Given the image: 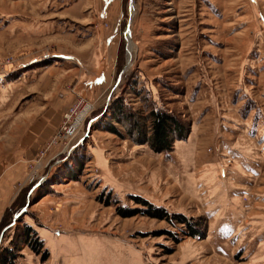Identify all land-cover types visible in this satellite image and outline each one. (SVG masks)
Returning a JSON list of instances; mask_svg holds the SVG:
<instances>
[{
	"label": "rangeland",
	"instance_id": "obj_1",
	"mask_svg": "<svg viewBox=\"0 0 264 264\" xmlns=\"http://www.w3.org/2000/svg\"><path fill=\"white\" fill-rule=\"evenodd\" d=\"M118 101L127 118H113ZM150 107L188 128L167 152L130 137ZM211 163L242 164L244 191L224 181L215 199ZM262 194L264 0H0V251L13 264H264V237L226 233L236 197L251 232Z\"/></svg>",
	"mask_w": 264,
	"mask_h": 264
},
{
	"label": "trees",
	"instance_id": "obj_2",
	"mask_svg": "<svg viewBox=\"0 0 264 264\" xmlns=\"http://www.w3.org/2000/svg\"><path fill=\"white\" fill-rule=\"evenodd\" d=\"M114 109L116 112V116L113 118L115 120L119 119L117 117V113H120L125 117L131 115L132 113L130 110L126 109V105H124L121 101H118L117 104H114ZM147 115V118L150 119L148 126L145 125L144 120L141 122L137 121L133 122V124H130V137H132V139H134L135 141L147 143L150 148L155 152H167L171 150L173 142L175 140L177 141V139H182V137L188 130L185 124H183L180 120H178L174 115H172L165 109H161L158 107H150ZM109 130L116 134L119 133V131L113 126H109ZM134 134L139 135V137L134 136ZM135 200L137 201V203L149 207L150 211L153 213L151 214L152 216L161 219H169V215L164 208L155 207L153 204L149 203L143 198L136 197ZM127 215L132 214H124V216ZM172 217L177 219V222L188 225L190 235H201L200 231L197 229V227L199 225L201 226V224L196 223V225L194 224V226L190 221L186 219L185 216L181 214H173ZM26 232H30L29 226H27ZM25 241L27 242V239ZM15 255V249L9 250L8 248H3L0 251V264H13L14 259L16 257Z\"/></svg>",
	"mask_w": 264,
	"mask_h": 264
},
{
	"label": "crops",
	"instance_id": "obj_3",
	"mask_svg": "<svg viewBox=\"0 0 264 264\" xmlns=\"http://www.w3.org/2000/svg\"><path fill=\"white\" fill-rule=\"evenodd\" d=\"M243 167L244 166L242 164H238L237 163V165H233V166H231L229 168H225L224 169V168H222L220 163H211L210 164V166L207 168L209 171L204 172V173H211V174L213 173L212 178L214 180H213L212 184L215 187V190H214L215 199L218 198V199H222L223 200L224 197L227 198L229 193L226 192L225 190L226 189H230L229 188L230 186H224V181H227V183H231V188L232 189H241V190H243L242 186H245L244 184L247 183V182L244 181V178L246 179V177L249 176V174L246 171H244ZM237 173L241 174L239 179H236L237 178L236 177ZM200 180H201V182L203 181L202 179H200ZM257 199L259 201L264 202V194L259 195L257 197ZM235 200H236L237 206H238V207L235 208L236 211L238 212V216H237V219L232 221L233 225L229 229H227V231H226L227 236H230V235H233V234L237 235L238 233H241V236H245V234L249 235V234L255 232L256 236L264 237V224L263 225L261 224V222L264 221V217H261V216L252 218V219H254V223L249 225L251 227L250 228L251 232L249 231L248 233H244L243 229H240V230L238 229V223L240 224L241 220H243V223H244V221L246 219V216H245L246 212L243 209V204L244 203L242 202V200L239 197H236ZM221 201L218 200V203H214V206H217L218 204H220ZM228 202H229V200H228ZM257 249H258L259 252H261V254H262V252H264V241H263V243L261 245H259L257 247Z\"/></svg>",
	"mask_w": 264,
	"mask_h": 264
},
{
	"label": "water",
	"instance_id": "obj_4",
	"mask_svg": "<svg viewBox=\"0 0 264 264\" xmlns=\"http://www.w3.org/2000/svg\"><path fill=\"white\" fill-rule=\"evenodd\" d=\"M132 4V3H131ZM132 9V8H131ZM131 11V10H130ZM128 25H129V23H128ZM128 25H127V28H126V30H125V35H127V33L129 32V28H128ZM126 40H127V42H128V37L126 36ZM19 215V213H16L14 216H13V220H15V218L17 217ZM10 225V224H9ZM8 226V225H7ZM6 226V227H7Z\"/></svg>",
	"mask_w": 264,
	"mask_h": 264
},
{
	"label": "bare ground",
	"instance_id": "obj_5",
	"mask_svg": "<svg viewBox=\"0 0 264 264\" xmlns=\"http://www.w3.org/2000/svg\"><path fill=\"white\" fill-rule=\"evenodd\" d=\"M127 37H128V33H127V35H126ZM129 38V37H128ZM131 48V46L129 45V49ZM69 155V154H68Z\"/></svg>",
	"mask_w": 264,
	"mask_h": 264
}]
</instances>
